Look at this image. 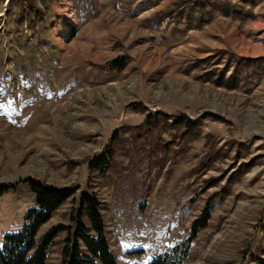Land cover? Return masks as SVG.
I'll return each instance as SVG.
<instances>
[{"label": "rangeland", "instance_id": "1", "mask_svg": "<svg viewBox=\"0 0 264 264\" xmlns=\"http://www.w3.org/2000/svg\"><path fill=\"white\" fill-rule=\"evenodd\" d=\"M30 181L73 191L46 264L84 191L117 264H264V0H0V247Z\"/></svg>", "mask_w": 264, "mask_h": 264}, {"label": "trees", "instance_id": "2", "mask_svg": "<svg viewBox=\"0 0 264 264\" xmlns=\"http://www.w3.org/2000/svg\"><path fill=\"white\" fill-rule=\"evenodd\" d=\"M70 30L71 36H76L75 28ZM184 119L181 116L178 122H183ZM112 161L113 152H109L93 160L90 167L95 171L106 172ZM29 187L36 195L37 206L28 210L22 230L6 234L4 245L0 247V264H46L49 248L61 227L50 230L39 238L40 228L73 195L71 189L55 188L40 181H30ZM6 188L7 186L0 185V196ZM102 209L97 194L86 191L80 194L75 228L64 249L63 264H117L110 248ZM208 212L207 207L194 221V233L207 225ZM149 264H180V259L173 258L170 253H160Z\"/></svg>", "mask_w": 264, "mask_h": 264}]
</instances>
